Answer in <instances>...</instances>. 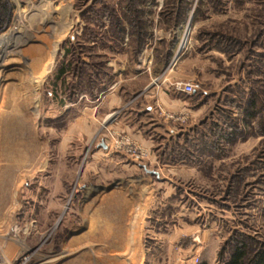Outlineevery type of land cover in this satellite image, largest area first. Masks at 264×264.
<instances>
[{"label": "rangeland", "instance_id": "obj_1", "mask_svg": "<svg viewBox=\"0 0 264 264\" xmlns=\"http://www.w3.org/2000/svg\"><path fill=\"white\" fill-rule=\"evenodd\" d=\"M0 41V264L264 250V0H0ZM150 89L181 105L130 115L147 146L113 122Z\"/></svg>", "mask_w": 264, "mask_h": 264}, {"label": "crops", "instance_id": "obj_2", "mask_svg": "<svg viewBox=\"0 0 264 264\" xmlns=\"http://www.w3.org/2000/svg\"><path fill=\"white\" fill-rule=\"evenodd\" d=\"M2 42L0 44H3ZM123 92H124L123 90L119 91L118 89H114L113 86L112 89L107 93L106 97L108 98L109 101H111V104L115 106V108L117 107L118 109L123 108V106L126 104L124 100L125 95ZM180 102L181 101L175 95H173V92H169L165 89L164 90L150 89V91H147L144 94H139L132 101H130L129 108H126V110L123 112L121 117L115 119L113 124L115 127L123 128V131L128 132L133 139H136L137 141H140L143 144L150 146L151 141L148 133H151L152 131L156 130V128L153 127L151 129L149 127L150 124H147V121H142L141 120L142 115L137 119H132L130 115H132L134 111H136L139 114L142 113L144 115H147L149 117L148 120L152 121L150 123H153V125H155L161 119V115L159 114L157 109L160 110L165 109L172 111L173 108H176L179 105H181ZM73 129L78 130L80 133L83 132L85 134L86 141H90L95 133L94 125L91 126L86 125L85 123H83L80 117L75 120V123L73 124ZM95 149H97L95 154L98 155L99 153L101 154L100 156H108V149L110 148L106 145H103ZM103 159L106 160L105 162L107 161H109L110 163L116 162V163H121L123 166H126L125 164H123V160L121 159L112 158V157L103 158ZM103 159L101 158V160Z\"/></svg>", "mask_w": 264, "mask_h": 264}, {"label": "trees", "instance_id": "obj_3", "mask_svg": "<svg viewBox=\"0 0 264 264\" xmlns=\"http://www.w3.org/2000/svg\"><path fill=\"white\" fill-rule=\"evenodd\" d=\"M6 6V5H5ZM65 72L64 68H60L59 75ZM199 264H207L201 262ZM221 264H264V250L259 251L253 256H249L244 245H235L230 254L221 261Z\"/></svg>", "mask_w": 264, "mask_h": 264}, {"label": "built area", "instance_id": "obj_4", "mask_svg": "<svg viewBox=\"0 0 264 264\" xmlns=\"http://www.w3.org/2000/svg\"><path fill=\"white\" fill-rule=\"evenodd\" d=\"M199 87L198 83L192 82V81H188V82H182L177 84V88L182 90V92L186 93V94H192L197 88ZM131 142L129 141L128 137H124L123 139H120L119 141L116 142L117 147H123L127 146L128 144H130ZM127 149H129L128 147H126ZM134 152L135 148H134Z\"/></svg>", "mask_w": 264, "mask_h": 264}]
</instances>
